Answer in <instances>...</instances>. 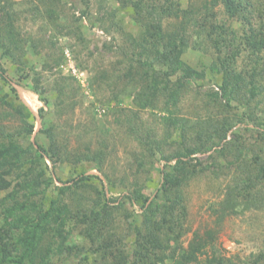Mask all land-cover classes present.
Masks as SVG:
<instances>
[{
    "label": "trees",
    "instance_id": "16d2710c",
    "mask_svg": "<svg viewBox=\"0 0 264 264\" xmlns=\"http://www.w3.org/2000/svg\"><path fill=\"white\" fill-rule=\"evenodd\" d=\"M40 1L42 10L32 0L31 9L57 25L60 0ZM112 1L117 7L104 6L102 16H95L90 23L99 22L107 32L119 34L121 41L116 43L113 36L105 43V48L119 57L117 66L113 73L98 69L90 88L98 94L96 88L108 84L112 97L104 105L120 127L129 121L122 120L127 108L120 106L121 96H133L137 110L163 105L166 139L174 148L163 152L162 182L151 198L143 193L145 184L138 179L149 164L147 152L153 157L154 148L162 147L152 131L130 127V132L139 134L137 140L144 150L135 156L132 182L127 183L124 177L118 182L104 171L109 155L105 145L93 149L90 142L83 152L74 153L61 142L54 123L40 130L49 140L48 147L40 143L37 148L33 143L24 146L19 137L33 132V121H26L32 112L24 102L15 103L8 93L0 96L11 108L0 106V264H241L217 252L215 230H192L184 187L211 168L217 177L232 176L214 209L218 223L238 213L242 205L264 208V129L254 125L258 113L264 111V1ZM217 5H223L227 20L218 18ZM20 11L14 0H0L1 56L19 64L18 69L28 68L25 76H33V90L42 92L40 77L34 73L36 66L27 55L29 48L33 54L45 53L37 47L43 40L23 34ZM126 11L139 28L137 34L127 29L123 18L117 19L119 12ZM82 13L88 15V7ZM235 19L242 22L241 29L230 23ZM71 27L74 30L67 31L74 32L87 48L80 25ZM56 47L50 45L49 49ZM190 47L213 55L210 69L221 81L220 90L196 93L200 101L194 118L181 114L180 105L192 89L191 81L204 80L206 71L181 57ZM240 56L246 62L243 68L237 64ZM123 64L125 68L119 70ZM25 111V116H20ZM44 114L41 108L40 116ZM14 115L21 127L11 132L3 119ZM263 121L260 118L262 127ZM237 125H243L245 134L235 129ZM250 131L257 133V142L248 145ZM206 152H210L209 164L197 156ZM46 158L71 163L76 176L62 186L55 185L51 174L46 177ZM92 169L103 170L105 180L88 173ZM118 192L125 193L114 195ZM128 204L137 208L129 209ZM137 209L140 221L135 217ZM190 232L192 237L185 245L184 237ZM247 264H264V250L252 254Z\"/></svg>",
    "mask_w": 264,
    "mask_h": 264
},
{
    "label": "rangeland",
    "instance_id": "374dc122",
    "mask_svg": "<svg viewBox=\"0 0 264 264\" xmlns=\"http://www.w3.org/2000/svg\"><path fill=\"white\" fill-rule=\"evenodd\" d=\"M14 1L22 10L20 11L21 21L19 25L23 34H33V40L41 38L43 41L38 42L37 47L40 50L43 48L45 52L37 55L32 53L33 49L29 48V54L27 55L36 66L34 73L40 77L39 87H43L42 92H36L33 90V86H35L33 76H30V78L25 76L26 72H29L28 68L24 69V66H22L18 69L19 64L17 65L10 59L3 58L0 50V96L8 93L9 98H12L15 103L24 102L35 116L33 119L31 114L26 120L29 123L33 121L34 130L30 135L19 137L22 139L23 145L27 146L33 143L36 144L35 147L37 148L40 143L48 147L49 140L40 130L47 127L49 123H54L61 142L74 153L83 152L85 145L90 142L93 149L105 145V150L109 151V155L107 163L103 167L104 171L114 175L118 182L124 177L127 183H131V180L135 178L134 172L137 167L135 156L141 154L144 148L137 140L139 134L134 135L129 129L134 126L138 129L142 126L145 130L152 131L162 143L161 149L154 148L156 153L153 157H150L149 152H147L149 164H147L145 171L138 175L139 182L145 184L143 193L153 198L156 194V188L162 182L163 172L161 169H164L165 164L163 152L168 153L174 148V146H169L166 139L168 128L162 117L167 112L161 109L163 105L159 104L160 107L155 110L150 108L137 110L132 104L133 96H121L120 106L127 108V114L123 115L122 120L129 118V121L125 123L124 127H120L114 122L115 116L109 111V107L104 105L108 98L112 97V90L108 89V84L104 83L101 89L96 88L95 92L98 94L92 92L90 88L91 77L98 69H105L110 73L115 72L116 60L119 57L114 52L106 49L105 43L113 40V36L116 43L119 40L121 41L118 33L114 31L112 33L107 32L99 22L92 26L90 19L95 16H102L104 6L105 8H116L118 3L112 0H60L57 7L60 16L56 20L58 24L55 25V20L52 21L42 17L39 12L35 11V8L31 9V7H34L32 2H35L42 10L44 5L40 0H32V2L31 0ZM256 1L262 2L264 0ZM87 7L89 14L84 15L82 11ZM214 11L220 20L228 19L223 5H217ZM131 15L127 11L122 12V14L119 12L117 19L123 18L127 29L137 34L139 28L132 20ZM77 18L79 19L75 23L74 19ZM230 23L236 29H241L243 26L242 22L236 19ZM78 24L85 37L87 48L77 40L74 32L67 31L74 30L71 26L76 28ZM50 45L57 47L55 50H50ZM61 47L62 50H60ZM181 57L194 68L206 71L204 80L194 78L191 81L190 86L192 89L180 105L181 114L194 118L196 111L199 110L197 105L200 101L196 97V93L207 92L212 89L215 91L220 90L221 81L219 75L214 74L210 69L213 61L211 53L207 54L203 50L190 47ZM84 64L87 67H84ZM237 64L240 68H243L246 62L240 56ZM119 68H121L119 70L125 68L124 64ZM21 73L25 78H20ZM25 93L29 94V104L25 98ZM111 104L115 105L116 100H112ZM0 106L7 107L3 104L1 98ZM261 106L264 109V102ZM41 108L44 110V117L40 116ZM240 112L241 110L238 111V113ZM262 112L258 113L256 117L254 125L257 129H264V126L262 127L259 123L260 118L263 117L264 120V111ZM25 114L26 111L20 116H25ZM15 116L3 119L5 125L10 127L11 132L21 127L19 119ZM253 123H250V125H253ZM235 129L240 134H245L243 125H237ZM177 135L175 134L174 137H177ZM256 135L257 133L253 135L251 131L247 134L248 145L257 142ZM209 154L210 152L199 153L197 156L205 164H209L211 162V159H208ZM46 160L48 164L46 177L51 174L55 185L62 186L66 180L76 176L71 163L65 162L62 164L60 161H52L48 158ZM151 160H153L152 163H150ZM219 161L223 162L224 160L220 158ZM211 170L212 168L208 172L195 177L184 187L188 206V223L192 230L200 229L202 232L208 229L215 230L217 235L214 243L217 252L233 259L235 262L247 264L251 260L252 254L264 250V208L251 207L246 209L242 205L239 207L238 213L227 215L218 223L214 209L218 208L219 202L224 197L226 185L231 181L232 176L221 174L217 177ZM104 171L92 169L88 173L99 174L104 179ZM106 183L105 185L108 186V183ZM125 192L127 191L125 190ZM125 192L114 193V195ZM111 195V193L108 194V196ZM128 207L129 209L137 208L129 204ZM139 213L140 210L137 209L135 217L140 221L141 216ZM191 237V232L184 237L185 245L188 244ZM208 251L212 250L208 249Z\"/></svg>",
    "mask_w": 264,
    "mask_h": 264
},
{
    "label": "bare ground",
    "instance_id": "6f19581e",
    "mask_svg": "<svg viewBox=\"0 0 264 264\" xmlns=\"http://www.w3.org/2000/svg\"><path fill=\"white\" fill-rule=\"evenodd\" d=\"M25 98H26V100H27V102H28V104H29V99H30L29 94L27 95V94L25 93ZM30 102H32V101H30Z\"/></svg>",
    "mask_w": 264,
    "mask_h": 264
}]
</instances>
